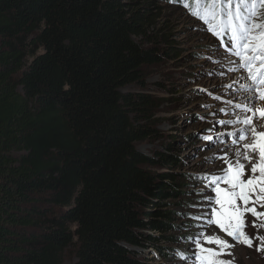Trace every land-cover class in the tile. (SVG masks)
Segmentation results:
<instances>
[{"label":"trees","instance_id":"16d2710c","mask_svg":"<svg viewBox=\"0 0 264 264\" xmlns=\"http://www.w3.org/2000/svg\"><path fill=\"white\" fill-rule=\"evenodd\" d=\"M156 10L152 0H0V264H63L71 247L75 264H149L137 249L164 254L159 239L175 240L161 233L184 185L150 168L178 159L167 146L137 150L159 136L153 104L122 92L178 55Z\"/></svg>","mask_w":264,"mask_h":264},{"label":"rangeland","instance_id":"374dc122","mask_svg":"<svg viewBox=\"0 0 264 264\" xmlns=\"http://www.w3.org/2000/svg\"><path fill=\"white\" fill-rule=\"evenodd\" d=\"M152 1L158 8L156 13H160L155 20L156 29L164 28L169 32V38L177 47L178 55L146 68L144 87L133 85L124 88L122 92H139L149 96L153 104L149 126L155 129L159 136L157 139L137 144L136 148L142 154L151 157L155 152L161 151V146H167L169 148L167 152L178 159L177 165H170L168 169L150 168V171L172 172L184 187L181 189L183 190L181 204L170 207V211L176 212L175 220L172 222L173 228L169 232L161 233L164 237L175 240L168 241L159 237L158 246L164 254H160L155 248H142L136 250L137 256L149 264H184L181 256L194 251V245L188 238L199 231H205L208 235L216 234L235 245L226 250L232 253L231 256L223 255L219 257L220 259L229 260L232 264H264V251L256 250L259 241H254L252 247L238 244L221 232L215 224L202 225L201 221L188 218L190 215L202 216L205 212H210L203 197L197 193L215 196L214 192H209L203 187L201 181L190 177L222 174L221 170L227 168L224 159L217 158L215 163L206 161H211L213 157H223L225 152L228 159H234L239 150L242 160L243 144L250 142L251 138L236 145L232 143L233 138L226 134L237 132L244 125L237 123L232 126H221L217 121L236 120L237 112L243 116L248 114L242 110L243 105L240 104L241 108H236L238 103L234 101L239 90L250 89L253 84L244 87L233 81L239 70L246 73L245 75L239 71L246 78L247 72L240 67L238 58L220 45L219 39L210 33L201 19L175 3L171 4L165 0ZM225 44H228V40ZM247 80L252 83L250 79ZM221 109H225L227 114L221 112ZM211 113L216 115L213 116ZM240 126L242 127L238 128ZM205 135L219 136L225 143L209 144L202 139ZM209 148L211 150H208ZM222 187L226 188L227 185ZM176 201L174 200L175 203ZM257 210L264 211V208ZM245 219L248 223L247 234L250 237L256 236L257 228L252 226V221L256 220L258 226L261 221L250 213ZM258 234L264 237V227H259ZM204 246L213 249L217 247L213 244ZM74 251V247L67 250L63 264H75ZM188 264H193V261H189Z\"/></svg>","mask_w":264,"mask_h":264},{"label":"snow or ice","instance_id":"6c2138e0","mask_svg":"<svg viewBox=\"0 0 264 264\" xmlns=\"http://www.w3.org/2000/svg\"><path fill=\"white\" fill-rule=\"evenodd\" d=\"M204 4L203 14L199 11L194 14L208 25V30L221 38L222 44L224 37H227L228 44H225V47L230 54L238 58L240 67L247 72V78L253 84L247 89L252 95L246 97L242 108L249 115H245L243 119L219 120L217 124L244 125L237 132L226 134L233 138V144L238 145L241 141L249 140V137L251 139L243 144L242 160L241 152L237 150L234 159H228L225 152L223 157H213L211 161H206L215 163L217 158L224 159L227 168L221 170L222 174L190 177L201 181L203 187L209 192H214L215 196L197 193L203 197L210 212H205L202 216L190 215L188 218L201 221L202 225L215 224L221 232L238 244L252 247L254 241H259L256 250L264 251V237L258 234L259 227H264V211L257 210L264 208V130H258L264 129V123H259L264 121V22H261L264 18V0H204ZM235 107L241 108V105L237 104ZM221 112L227 114L225 109H221ZM202 139L209 144L225 143L219 136L205 135ZM249 213L261 221L259 226L256 220L252 221V226L257 228V235L253 237L246 232L248 223L245 217ZM188 239L194 245V251L181 256L184 264L189 261H193V264H232L229 260L219 258L232 255L226 250L235 245L227 240L216 234L208 235L205 231H199ZM207 244L217 247H205Z\"/></svg>","mask_w":264,"mask_h":264},{"label":"bare ground","instance_id":"6f19581e","mask_svg":"<svg viewBox=\"0 0 264 264\" xmlns=\"http://www.w3.org/2000/svg\"><path fill=\"white\" fill-rule=\"evenodd\" d=\"M239 71H242V70H239ZM239 71L237 72V74H235V77L233 78L234 79L233 81L234 82L237 81L239 85H243L244 87H249L250 85H252V83L249 82V80H247V78L245 76L246 73L244 71H242V72L245 73V75H244L242 72H239ZM250 95H252L251 91H248V90H245V89L239 90L238 93L235 95V101L234 102H236L238 104H241V105H244L246 103V97L250 96ZM236 115L240 119H243V117H244L242 113H238L237 112ZM245 115H249V114H245ZM259 123H264V121H260ZM241 127L242 126H240L238 128H241ZM258 130H264V129H258Z\"/></svg>","mask_w":264,"mask_h":264}]
</instances>
